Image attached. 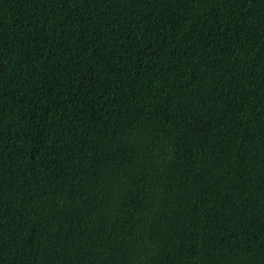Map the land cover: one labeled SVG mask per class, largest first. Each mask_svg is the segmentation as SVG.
Instances as JSON below:
<instances>
[{
    "label": "trees",
    "instance_id": "trees-1",
    "mask_svg": "<svg viewBox=\"0 0 264 264\" xmlns=\"http://www.w3.org/2000/svg\"><path fill=\"white\" fill-rule=\"evenodd\" d=\"M0 264H264V0H0Z\"/></svg>",
    "mask_w": 264,
    "mask_h": 264
}]
</instances>
